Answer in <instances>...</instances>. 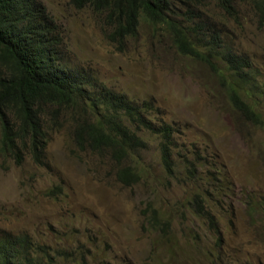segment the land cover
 I'll return each mask as SVG.
<instances>
[{
	"label": "rangeland",
	"instance_id": "rangeland-1",
	"mask_svg": "<svg viewBox=\"0 0 264 264\" xmlns=\"http://www.w3.org/2000/svg\"><path fill=\"white\" fill-rule=\"evenodd\" d=\"M39 1L57 25L67 68L152 103L149 118L173 128V170L163 165L161 137L140 132L146 149L125 164L138 181L126 186L110 153L79 148L75 121L61 116L48 123L41 163L0 150V238L27 236L41 264H264V28L251 6L233 0L229 16L208 0L180 18L249 61L240 82L226 65L215 71L183 56L145 23L119 52L102 16L70 0ZM232 90L252 119L234 107Z\"/></svg>",
	"mask_w": 264,
	"mask_h": 264
},
{
	"label": "trees",
	"instance_id": "trees-1",
	"mask_svg": "<svg viewBox=\"0 0 264 264\" xmlns=\"http://www.w3.org/2000/svg\"><path fill=\"white\" fill-rule=\"evenodd\" d=\"M208 0H70L77 10L90 9L102 16L108 42L119 52L139 35L145 23L170 36L178 52L200 59L212 69L221 63L240 82L251 65L246 58L224 47L204 29L185 28L180 20L193 9L205 7ZM227 15L235 16L233 0H214ZM247 3L264 28V0H239ZM188 16V15H186ZM194 19V17H193ZM195 23V22H194ZM196 26V24H195ZM197 35L189 39L187 33ZM58 28L39 0H0V150L17 162L32 154L36 163L44 159L48 123L69 116L75 121L74 139L81 149L108 152L121 168L118 180L130 186L137 183L133 167L125 164L146 149L140 132L162 139L163 165L172 172L173 134L170 125L154 122L157 111L152 103L137 104L114 93L82 72L71 71L59 53ZM202 50H207L204 55ZM249 83V81H245ZM231 100L245 117L254 114L232 90ZM62 116V117H61ZM153 224H160L155 215ZM36 247L27 236L5 235L0 238V264H41Z\"/></svg>",
	"mask_w": 264,
	"mask_h": 264
}]
</instances>
